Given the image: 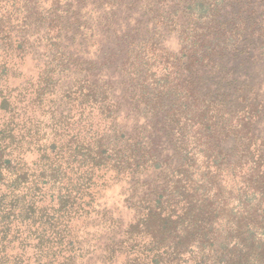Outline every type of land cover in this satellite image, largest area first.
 Masks as SVG:
<instances>
[{"label": "trees", "instance_id": "obj_1", "mask_svg": "<svg viewBox=\"0 0 264 264\" xmlns=\"http://www.w3.org/2000/svg\"><path fill=\"white\" fill-rule=\"evenodd\" d=\"M121 2L0 0V264H264V81L234 76L264 0H143L183 46L128 42L114 97L84 54Z\"/></svg>", "mask_w": 264, "mask_h": 264}, {"label": "rangeland", "instance_id": "obj_2", "mask_svg": "<svg viewBox=\"0 0 264 264\" xmlns=\"http://www.w3.org/2000/svg\"><path fill=\"white\" fill-rule=\"evenodd\" d=\"M134 1V2H133ZM143 0H122L121 3L113 5L112 7H100L99 9V28L102 30L103 45L100 50L99 47L93 48L90 52L85 53V57L93 56L96 60V69L94 74L96 77H103L110 81L113 85L112 95L117 97L123 93V73L122 63L127 56V43L137 39H153L152 35H158L159 43L167 47L173 53L178 52L183 46L182 39L175 32H169L163 27L154 26L153 22L148 20V14L142 7ZM136 3V4H133ZM110 18V20H109ZM136 28H138L136 30ZM135 30L137 36L133 38L131 31ZM129 33V36L123 37V34ZM155 37L154 39H156ZM152 41V40H151ZM252 43V42H251ZM44 48L39 45L35 50V55H27L24 62L17 65L18 77L8 79L9 86H17L22 80L34 79L38 71L37 59H44ZM264 53L263 49H253L251 47L250 53L243 64L234 71L236 83L247 85L249 83L264 81ZM97 57V59H96ZM230 66L235 65L236 61L233 59L228 61ZM64 78L60 80L61 88L72 80V73L63 72ZM67 75V77H66ZM66 77V78H65ZM9 87V88H11ZM5 93V87L2 89ZM63 103L59 110L67 111V105ZM124 110L121 111L123 113ZM254 133L257 136L264 135V107L260 113V118L253 125ZM232 140L229 139L226 145L230 147ZM162 153L164 155L171 154V148L166 142H162ZM35 158V154H27L26 159L31 161Z\"/></svg>", "mask_w": 264, "mask_h": 264}]
</instances>
